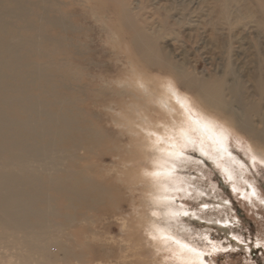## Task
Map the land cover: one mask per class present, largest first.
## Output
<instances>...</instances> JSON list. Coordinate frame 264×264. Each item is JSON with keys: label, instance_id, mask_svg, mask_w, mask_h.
I'll use <instances>...</instances> for the list:
<instances>
[{"label": "rangeland", "instance_id": "obj_1", "mask_svg": "<svg viewBox=\"0 0 264 264\" xmlns=\"http://www.w3.org/2000/svg\"><path fill=\"white\" fill-rule=\"evenodd\" d=\"M82 4L61 2L68 29L44 31L60 42L53 61L34 56V50L29 59L49 82L41 93L59 99L60 112L88 127L91 138L73 159L67 149L38 159L41 166L32 173L39 178L40 222L20 213L24 226L17 227L0 216V264H181L173 250L179 241L202 253L199 264H264V164L251 158L250 137L233 131L216 162H210L211 142L199 145L195 131L196 142L186 143L178 159L165 157L171 173L165 176L163 210L170 212L158 219L169 232L160 249L151 245V231L139 226L144 193L130 171L139 160L129 132L119 124V114L128 108L117 83L135 64L149 77H170L173 72L162 63L174 62L197 81L224 80L230 116L203 105L195 88L178 84L204 113L225 121L240 118V104L228 93L236 86L244 107L255 109L254 126L264 129L262 6L257 0H124L123 8L112 0ZM137 36L154 37L156 61L140 57ZM57 65L66 67L63 75L75 72L70 75L75 79L52 76ZM73 174L80 189L88 186L92 194L71 207L65 180ZM102 193L110 199L102 202ZM218 219L228 222L227 234L211 224Z\"/></svg>", "mask_w": 264, "mask_h": 264}, {"label": "bare ground", "instance_id": "obj_2", "mask_svg": "<svg viewBox=\"0 0 264 264\" xmlns=\"http://www.w3.org/2000/svg\"><path fill=\"white\" fill-rule=\"evenodd\" d=\"M86 1L88 0H0V216L17 227L24 226V220L19 217L20 213L34 217L37 223L43 213V208L36 206L39 178L33 175L35 172L32 173L35 166H41L38 159L51 158L57 152L62 154L65 149L73 159L76 150L86 145L91 138L88 127L77 126L80 121H76L75 117H66L68 113L63 109L60 112L59 99L41 93V89L49 82L40 75L41 69L35 66L37 62L29 59L30 52L34 50V56L42 54L48 62L53 61L51 55L60 42L57 38L46 35L44 31L47 28L63 31L68 29L61 2L83 5ZM112 1L122 8L125 5L124 0ZM257 1L264 10V0ZM9 19H16L18 22ZM154 40V37L145 40L138 36L134 39L136 45L141 46L140 57L145 62L156 61L157 49ZM162 64L171 69L172 76L149 77L135 64L124 79L117 82L120 94L125 93L123 96L127 98V101H120L128 108L127 112L119 114L122 119L119 124L129 132L131 144L139 160L137 166L130 168L134 174L133 182L140 184L144 193L139 226L151 231V245L156 250L167 243L166 239H161L169 232V228L158 219L170 212V207L166 208L167 212L163 210L166 199L164 190L168 189L165 176L171 173L163 165L165 157L178 159L181 148L186 143L196 142L194 131L199 137V145L209 146L206 139L211 142L213 152L209 155L210 162H216L219 156L224 157L226 140L233 131L252 139L249 138L246 148L253 160L264 164V129L254 126L252 118L255 109L244 107L236 86L230 87L228 93L240 104L241 117L220 120L214 115L204 113L198 107L200 103L180 91L178 84L181 83L185 88H195L203 105L217 108L230 116L231 103L225 98L222 78L197 81L190 78L174 62L167 61ZM65 68L61 65L52 68V76L61 80L75 79V72L62 74V71L67 70ZM150 110L153 111L152 114ZM191 111L199 114V119H194ZM222 170L229 178L231 172L225 166H222ZM23 172L28 174L23 175ZM65 182L67 192L70 193L71 207L79 203L78 199L83 200L86 195L92 194L88 186L80 189V182L75 174L66 178ZM56 186H52L53 191L57 190ZM91 186L94 193L97 187L92 184ZM102 196V202L110 199L107 194L102 193ZM97 198L100 199V195ZM211 224L226 232L228 222L218 219ZM175 249L183 263L199 264L203 261L202 253L184 241H179L178 249L173 250Z\"/></svg>", "mask_w": 264, "mask_h": 264}]
</instances>
